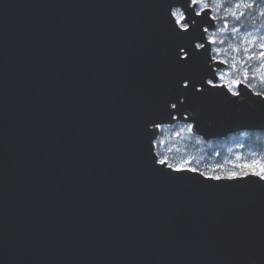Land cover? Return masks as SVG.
<instances>
[{
	"label": "water",
	"instance_id": "1",
	"mask_svg": "<svg viewBox=\"0 0 264 264\" xmlns=\"http://www.w3.org/2000/svg\"><path fill=\"white\" fill-rule=\"evenodd\" d=\"M197 6L0 0V264H264V180L155 152L176 122L264 131V95L218 83Z\"/></svg>",
	"mask_w": 264,
	"mask_h": 264
},
{
	"label": "rangeland",
	"instance_id": "2",
	"mask_svg": "<svg viewBox=\"0 0 264 264\" xmlns=\"http://www.w3.org/2000/svg\"><path fill=\"white\" fill-rule=\"evenodd\" d=\"M207 7L217 19V26L208 37L213 41V57L225 64L220 79L226 85L232 84L234 78L248 79L257 88L264 85V58L259 55L264 52V0H201L198 4V9ZM248 8L242 24L233 20L243 18ZM177 12L179 20L182 15ZM237 136L205 142L191 133L189 124L178 123L162 127L155 145L159 159L173 168L227 177L233 172L249 173L244 165L264 161V150L256 145L250 147V143L242 145L245 134Z\"/></svg>",
	"mask_w": 264,
	"mask_h": 264
},
{
	"label": "snow or ice",
	"instance_id": "3",
	"mask_svg": "<svg viewBox=\"0 0 264 264\" xmlns=\"http://www.w3.org/2000/svg\"><path fill=\"white\" fill-rule=\"evenodd\" d=\"M200 2H201V0H191V3L195 4V5H198ZM197 14H199V13H197ZM171 15L172 16H177V15H179V13L177 11H173L171 13ZM180 18L183 19L182 16ZM261 47L264 48V45H261ZM259 55H260V57L264 58V52H261ZM185 87H187V85H185ZM159 163L161 165H164L167 162L164 161V160H160ZM168 167H169V169H172V165L169 164ZM244 167L250 170L249 171L250 175H255L258 179L264 180V161H253L250 164L244 165ZM175 171L180 172V171H182V169L177 167L175 169ZM238 177H239V174L233 172V173H229L226 178L227 179H234V178H238ZM213 178L216 179V180H220L221 179V177H213Z\"/></svg>",
	"mask_w": 264,
	"mask_h": 264
},
{
	"label": "trees",
	"instance_id": "4",
	"mask_svg": "<svg viewBox=\"0 0 264 264\" xmlns=\"http://www.w3.org/2000/svg\"><path fill=\"white\" fill-rule=\"evenodd\" d=\"M249 10H250V8H248L247 10H245L246 15L243 18H238V19H233V20L236 21L239 24H242L244 22L246 16L249 13ZM263 17H264V15H263ZM261 92H264V91H261ZM236 137L238 138V136H236ZM263 137H264V133H262V132H246L245 133V137H243L244 142H243L242 145H245L247 143H250V147H253V146L256 145L261 150H264V142H263L264 140H263ZM215 176H219V175H215Z\"/></svg>",
	"mask_w": 264,
	"mask_h": 264
},
{
	"label": "flooded vegetation",
	"instance_id": "5",
	"mask_svg": "<svg viewBox=\"0 0 264 264\" xmlns=\"http://www.w3.org/2000/svg\"><path fill=\"white\" fill-rule=\"evenodd\" d=\"M217 59V58H216ZM221 71L222 70H219L218 71V76H219V83H224L223 82V80H221L220 79V73H221ZM238 82H244L245 84H247L248 86H250L252 89H253V91H255V92H261V91H264V85L262 84V85H260L259 86V88H257V87H254V86H252L250 83H249V80L248 79H239V78H234L233 79V82H232V84H227V86H228V88L232 91V92H235L236 91V86H237V84H238ZM226 84V83H225ZM261 93H264V92H261ZM238 135V134H237ZM233 137H236V135H234Z\"/></svg>",
	"mask_w": 264,
	"mask_h": 264
}]
</instances>
